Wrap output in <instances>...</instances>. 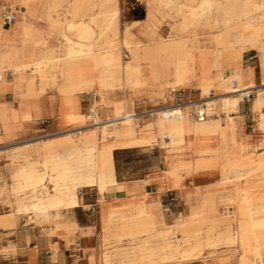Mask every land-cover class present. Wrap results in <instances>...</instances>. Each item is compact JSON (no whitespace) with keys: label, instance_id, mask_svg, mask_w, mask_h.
I'll return each instance as SVG.
<instances>
[{"label":"bare ground","instance_id":"obj_1","mask_svg":"<svg viewBox=\"0 0 264 264\" xmlns=\"http://www.w3.org/2000/svg\"><path fill=\"white\" fill-rule=\"evenodd\" d=\"M75 2L88 5L79 19L74 17L71 8L60 5L59 0H0V12L5 6L18 7L20 17L25 20L23 37L30 47L29 55L21 62H16L20 56L10 48V31L0 29V73L4 70L16 72L14 82L20 88L26 81L22 98H35L56 90L61 96L62 107L66 109L72 107L76 94L91 92L96 97L91 107L96 112L93 117L80 113L76 106L69 111L63 110L62 117L69 125H83L72 134L66 132L56 140L18 147L12 155L10 149L0 150V160L4 159L8 166L9 177L10 163L14 167L10 187L6 183H1L0 187L1 204L9 209L0 216V225L7 229L14 226L13 216H10V207L13 209V206L23 215H33L37 222L50 223L60 210L78 205L82 188L96 187L103 193L107 186L116 183L111 148L116 143L151 146L158 141L157 127L166 129L161 139L168 141L163 144L166 150L163 156L164 179L167 173L178 177L187 176L195 169H207L211 165L210 159L196 167L183 164L182 160L191 147L188 137L195 136L198 139L196 144L201 143L205 152H209L208 141L219 133V120H231L242 93L253 92L262 151L239 155L228 163L227 173L220 180L224 186L237 181L251 183L248 189L241 191L238 201L231 196L222 200L227 205H237V226L234 228L232 222L210 217L211 201L200 199L190 206L184 222L175 227L174 231L181 236L169 241L168 230L155 233L148 208L129 202L104 213L103 231L127 232L122 235L127 237L148 234L153 238L131 240L114 252L104 253L103 260L105 264L185 263L203 251L212 257L217 249L222 248V251L229 252L227 264H263L264 217L255 219L253 216L264 214V86L244 88L240 83V70L235 66L244 51L260 50L264 58V0H144L151 28L160 22L153 9L166 12L171 29L168 39L153 36L150 43L132 46L124 38L117 47L107 45L109 33L118 34V0ZM39 13L47 19L57 16L55 24L64 29L60 36L65 45L64 53L50 47V32H40L28 22L29 18H37ZM177 27L181 31L198 27L216 30V48L195 55L192 49L185 48L184 38L175 30ZM124 33L126 35L127 28ZM122 49L131 55L141 51L142 55L134 58L133 63L122 65L116 54ZM182 50L185 51L183 55L179 54ZM228 62L234 67L225 68ZM221 68L225 77L212 76L213 70ZM122 69L134 77L132 83L123 81ZM226 69L230 70L227 76ZM6 83L0 78V87ZM192 83L200 92L196 102H187L180 107H160L146 111L140 117L132 114L133 98L163 102L166 93L188 89ZM210 91H213L212 97L208 95ZM122 93L129 94L130 99L123 100ZM111 106L115 108L116 117L103 119L101 110ZM124 107L130 114L117 117L119 109ZM188 107L196 108V111L203 109L207 117L203 121L192 118L187 113ZM174 115L181 117L174 118ZM174 122L183 127L179 141L170 130ZM84 129L88 131L83 132ZM108 139L112 142L108 143ZM32 154L38 159L30 161ZM2 179L0 171V181ZM120 241L117 238L112 242Z\"/></svg>","mask_w":264,"mask_h":264},{"label":"crops","instance_id":"obj_2","mask_svg":"<svg viewBox=\"0 0 264 264\" xmlns=\"http://www.w3.org/2000/svg\"><path fill=\"white\" fill-rule=\"evenodd\" d=\"M59 3L62 6L71 8L74 17L77 19L81 18L88 8L87 3H78L75 0H59ZM8 7L15 8L12 6ZM5 9L2 11L4 12ZM7 10L10 9H6L5 11ZM2 11L0 12V29L3 32L10 31V48L20 56L16 62H21L23 61L22 58H27L29 55L28 49L30 47V45L25 43L23 37L25 20L23 17H20L21 12L17 9L18 15L16 21L9 26L3 25L1 18ZM145 12V22L133 28L128 27L126 35H124L126 28L119 31L118 24L117 36L120 35V38H118L119 42L126 38L132 46H135L150 43L153 41V36L164 40L168 39L171 31L170 27V30L166 31L165 37L162 36L160 27L162 23L168 25L166 12L153 9L155 15L160 18V22L153 28L148 24L146 6ZM57 20V16L47 19L46 16L39 13L37 18H29L28 22L40 32H50L52 42L50 47L60 49V54H62L64 53L65 45L60 36L64 29L55 24ZM175 30L184 38L185 48L192 49L195 55L199 56L201 52L206 53L216 48L215 44L212 48L189 46L186 44L185 31H181L178 27ZM111 37L116 36L111 34L109 39ZM112 41L115 40L108 41L107 46ZM123 52L129 54L126 49L116 51L119 62L122 65L133 63L132 60L134 58H139L142 55L141 51H139L133 55L129 54L127 60H124L122 57ZM184 53L185 51L182 50L179 54L183 55ZM224 67L233 68L234 65L232 66L228 62ZM235 67L240 70V75L242 76L240 83L244 88L264 86V58L256 50L241 53ZM226 70L224 73L227 76L230 74V70ZM6 71L4 70L0 73L1 80L7 82L5 86L0 87V150L10 149V155L15 154L14 150L18 147L56 140L62 138L64 133L70 132L72 134L76 128L83 126L69 125L62 117L63 110L69 111L73 106H76L82 114H89L90 111H93L91 107L95 103L96 97L91 92L76 94L74 104L71 108L66 107V109L62 107L61 96L56 90H50L39 97L24 99L22 96L26 91V81H23L20 88L14 82L17 73L10 71L11 77H7L4 75ZM212 76L218 78L225 77L223 68L213 70ZM121 78L126 84L134 81V77L124 69L121 70ZM191 91L197 92V96L199 97L200 92L192 83L188 89H179L173 93H166L165 101L163 102L160 100L148 101L144 97L133 98L132 114H135V109L141 110L144 106H147L145 104L149 106L152 102L157 103L153 105L157 109V106L161 103L166 104L174 93L177 98L180 97V100L170 106H176L178 103L183 105L185 103H182V100L193 96ZM141 101H143L144 106H142L143 104H139ZM240 103L241 105H238L236 114L232 115L231 120L227 118L219 120L220 131L210 137L208 141L209 152H205V147L201 143L196 144L198 139L195 136L188 137L191 147L190 152L182 160L183 164L196 167L200 162L210 159L211 165L207 169H195L187 176L182 174L178 177H171L167 173V178L164 179L162 177L164 171L163 156L166 153L164 145L168 144V141L161 139L166 129L164 127H157L158 141L151 146H122L116 143L111 148L113 177L116 182L114 185L107 186L103 193H100L96 187L82 188L81 193L78 194L77 206L68 210H60L55 219L50 223H44L46 225L33 226L31 230L18 233L19 236H15V238L10 236V243L17 247L18 252H20L24 258V262L27 264H39L43 254H48L50 264H66L67 257L69 256L68 252L71 248H74V250L76 248L79 258L83 257L86 259L84 264H97L96 253L99 242H103L105 245L125 242L123 245L118 246V249H120L128 245L131 240L141 241L153 238L148 234L135 235V231H131V234L135 235L134 237L122 236L128 234L127 232L105 233L103 231L104 213H108L111 209L124 207L129 202L148 208L155 226V233L168 230L167 240L169 241H174V238L170 237L171 232L175 230V227H179L184 222V217L190 212V208L200 199L207 202L211 201L210 207L213 210L209 216L218 219L217 214L220 213L218 208L221 205H227L222 200L227 196H231L234 197L235 201H238L241 191L251 186L250 182L244 183L242 181L225 186L221 185V177L227 173L226 166L241 154L259 153L262 151V148L259 146L262 136L257 130L256 116L258 112L254 109V98L246 105L245 103L247 102ZM191 108L193 107L186 109L188 114H190ZM100 114L103 119L106 117H116L113 106L101 110ZM126 115L125 107L119 109L117 117L121 118ZM192 118L194 117L192 116ZM182 128L180 123L174 122L170 125V130L175 134V140L177 141L181 139L180 132ZM87 131V129L83 130V132ZM107 142L110 143L112 140L108 139ZM46 153L45 151L44 154ZM32 155L29 158L30 161L38 159L36 154ZM152 155L158 156L153 159ZM158 158L162 160L160 164L158 163ZM13 168L10 163V182H12L11 173ZM169 197H173L176 201L171 211L174 208H178L177 213L173 214L172 212V215L175 216L174 220H172L173 226L164 223L158 209L160 205L163 210L165 209L164 212H166L167 208L164 204ZM227 206H230L228 209H232L229 212L231 213V221L233 223L235 222L237 205L229 204ZM21 215L23 214L17 212L14 206L13 209L10 207V216H13L14 227L19 224L20 220L26 221V218H22ZM28 218L32 219L33 216H29ZM53 230L55 234L48 235V232ZM179 237L177 236L175 239ZM117 238H120L121 241L112 242L117 240ZM65 240L70 244V247L64 246ZM55 246L59 250L54 254L53 249ZM104 253L108 252L102 253V264H105L103 260ZM30 256H32L31 260ZM68 261L69 264H73V260ZM262 262L264 264V256ZM227 263H229V260H227Z\"/></svg>","mask_w":264,"mask_h":264},{"label":"rangeland","instance_id":"obj_3","mask_svg":"<svg viewBox=\"0 0 264 264\" xmlns=\"http://www.w3.org/2000/svg\"><path fill=\"white\" fill-rule=\"evenodd\" d=\"M118 5L120 8V14L118 16V24H119V31H122L125 28H133L135 26H139L141 24H143L146 20V12H145V2L144 0H118ZM4 8L6 9H11V10H15L17 11L18 7L15 8H9L8 6H5ZM3 8V9H4ZM2 9V10H3ZM5 9V10H6ZM4 10V11H5ZM161 31H162V36H164L165 34H167V30L169 29V26L166 25V23H162L161 24ZM166 29V30H165ZM216 30H213L211 28H191L189 30L185 31V36H186V44H188L189 46H196L197 48L202 47V48H212L214 46V38H215V33ZM111 35V33H109ZM165 37V36H164ZM118 38H120V35L116 36V37H111L110 39H108V41L110 40H115L110 42L109 45H111L112 47H116L120 46ZM258 52L259 55H262L263 52H261L260 50H256ZM129 54H127L126 52H123L122 57L124 60H127V56ZM129 57V56H128ZM193 96L189 99H184L181 102L182 103H186V102H190V101H194L196 102L199 97L197 96V92L195 91H191ZM208 95L210 97L213 96V91L208 92ZM121 98L123 100L128 101L130 99L129 94H124L122 93ZM251 100H253V98H251ZM248 101L246 104H248ZM177 101V97L174 93V95L171 97L170 100L167 101L166 104H160L159 106H157V108H162L165 106H170L175 104ZM95 104V103H94ZM94 104L92 106H94ZM139 104H143V101L139 102ZM156 102H152L149 104H145L147 106H144V104L142 106H144L141 110L139 109H135V114L137 117L143 116L146 111L149 112L150 110L156 109V107L154 108L153 105H156ZM241 105V103L239 104V106ZM190 111L194 112L196 111V108H191ZM130 112H127V115H129ZM8 148V147H5ZM158 155H152L151 157L153 159H155V157ZM5 161L4 159L0 160V171L2 172L3 175V179L0 181V187H1V183L2 184H7V187H10V177L7 171L8 166L5 165ZM3 166V167H2ZM39 195H42V192L39 193ZM0 204H1V199H0ZM221 205V203H220ZM230 206H225V205H221L218 210L220 213L217 214V217L220 218V220H224L227 222H232L231 221V213L229 211H232V209H228ZM159 209V213L161 214L164 223L166 225H170L173 226V221L175 216H168L166 214V212H164L163 208L159 205L158 207ZM9 209L5 208L2 204L0 205V216L6 214L8 212ZM173 214L176 212H178V208H174L172 209ZM261 215V216H260ZM22 218L25 217L26 221H21L19 222V224H17L15 227H10L12 229H7L3 226L0 225V264H27L26 262H24V258L23 256L20 254V252H18L17 247L14 245H12L10 243V236L14 237L15 236H19L18 233L20 232H25L26 230H31V227L33 226H43L46 225L44 223L41 222H37L35 220V217L33 215L32 219H29V215H21ZM255 219H260L264 217V214H257L253 216ZM21 218V219H22ZM234 219V218H232ZM237 215H235V222H233V227L235 228L237 226ZM49 225V224H48ZM220 229V228H219ZM55 230V229H54ZM53 231H49L48 235H53L55 234V232ZM57 231V229H56ZM177 236H181V234L177 231H173L170 234L171 238H174V241L176 240L175 237ZM125 242L122 243H112V244H107L105 245V243L103 242H99L98 244V248H97V253H96V257H97V264H102L101 262V255L103 252H114L115 250L118 249L119 245H123ZM70 244L65 240V247H70ZM219 248V247H218ZM58 248L57 246L54 247L53 249V253L55 254L56 252H58ZM226 252V253H225ZM218 253V254H216ZM221 253V254H220ZM224 253V255H223ZM229 252L225 251L222 248L217 249V251L214 253V256L210 257L209 255H207V253L205 251H203L201 254H199L198 256L192 258V260H190L189 262H185V263H168V264H226L227 262V256ZM68 257H67V262L66 264H69L68 260H73V264H84L86 262V259L81 257L79 258L78 255V251L74 250V248H71L70 251L68 252ZM209 256V257H208ZM32 256H30V260H31ZM195 259V260H194ZM39 264H50L49 263V258H48V254H43L42 255V259L39 261ZM253 264V263H252Z\"/></svg>","mask_w":264,"mask_h":264},{"label":"built area","instance_id":"obj_4","mask_svg":"<svg viewBox=\"0 0 264 264\" xmlns=\"http://www.w3.org/2000/svg\"><path fill=\"white\" fill-rule=\"evenodd\" d=\"M17 15L18 13L16 11H12L11 9L10 10H7V11H4L2 12L1 14V18H2V23L3 25H12L16 19H17ZM4 75L7 76V77H11V72L10 71H6L4 72ZM253 92H248V93H242V97H241V102H248L251 100V98H253ZM180 100V97L177 98V101L179 102ZM182 104L178 103L176 105V107H180ZM175 111V110H173ZM182 115V114H181ZM181 115H174V118H178L180 119ZM190 115L193 116L195 119L199 120V121H203L207 115L205 113V111L202 109V110H198V111H195L194 112H190ZM89 116L90 117H93L95 116V111H90L89 112ZM173 117V115L171 116ZM162 162V160L160 158H158V163L160 164ZM175 199L173 197H169L167 199V201L165 202V206H166V214L168 216H171L172 215V211H171V208L174 206L175 204Z\"/></svg>","mask_w":264,"mask_h":264}]
</instances>
